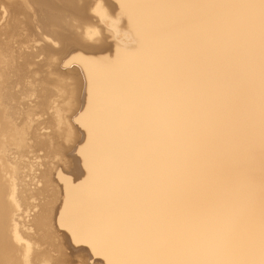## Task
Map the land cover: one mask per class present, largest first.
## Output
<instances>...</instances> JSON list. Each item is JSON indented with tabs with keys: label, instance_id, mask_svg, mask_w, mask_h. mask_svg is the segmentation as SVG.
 Returning a JSON list of instances; mask_svg holds the SVG:
<instances>
[{
	"label": "bare ground",
	"instance_id": "obj_1",
	"mask_svg": "<svg viewBox=\"0 0 264 264\" xmlns=\"http://www.w3.org/2000/svg\"><path fill=\"white\" fill-rule=\"evenodd\" d=\"M113 1L114 22L98 0H0V264L47 259L42 242L89 264H264V0ZM11 12L37 29L20 63L1 40ZM92 12L112 49L86 41ZM42 64L62 88L40 83L27 104L46 107L18 122L15 89ZM54 128L81 164L53 160L51 190L29 142Z\"/></svg>",
	"mask_w": 264,
	"mask_h": 264
},
{
	"label": "rangeland",
	"instance_id": "obj_2",
	"mask_svg": "<svg viewBox=\"0 0 264 264\" xmlns=\"http://www.w3.org/2000/svg\"><path fill=\"white\" fill-rule=\"evenodd\" d=\"M17 2V1H16ZM102 4V5H100V3ZM18 6V5H17ZM100 6V8L99 9H102V10H105L106 12L108 11L109 13L108 14H112L111 15V17H113V22L114 21H116L117 20V18H118V15L116 16V14H114V10H115V13H118L117 11H118V9H117V7H116V2H114L113 0H101V1H99L98 0V5H97V7H99ZM102 6H103V8H102ZM115 6V7H114ZM105 8V9H104ZM108 8V9H107ZM115 8V9H114ZM111 12V13H110ZM113 12V13H112ZM13 12H11V15L12 16H14V17H12L11 19L13 20V21H10L11 22V26L9 25L8 27H7V29H5L4 31H2V33L3 34H1V40L4 42V43H7V44H9V45H12V47H13V53H14V56L17 58L16 59V63H20V62H22V61H20V60H22V58H21V54H22V52H24L25 51V49L28 47V46H30L31 44H32V39H33V37L35 38V31L37 32V29L35 30V28L33 27L34 25L31 23L30 25V27H29V25H27L26 23H24L25 22V17H24V15H21V14H12ZM93 13L94 12H92L89 16H91L92 15V17H93ZM114 14V15H113ZM94 15H95V13H94ZM16 16H18V17H16ZM96 16V15H95ZM95 16L93 17L95 20H97L98 19V15L96 16V18H95ZM38 17V16H37ZM90 18V19H92V20H94L93 18ZM115 17V18H114ZM14 18V19H13ZM15 18H17V19H15ZM35 18H36V16L34 17V20H35ZM100 18V17H99ZM37 19V18H36ZM15 20H17V21H15ZM94 20V23H91V24H89V27H92V29H96L97 30V32H98V37L95 39L96 41H92V40H89V39H87L86 38V41L90 44V45H92V46H94V47H99L98 45H101V46H104V45H107V46H109V45H111V49L114 47V45H115V43H116V38H115V29H109V28H111V27H109L108 26V24H107V22H106V20H104V19H102V18H100V19H98L97 21H95ZM100 20V21H99ZM104 20V21H103ZM30 21L31 22H35V21H33L32 19H30ZM101 21H103V22H101ZM13 22H17V24H18V26H17V24H15V23H13ZM93 22V21H92ZM95 22H97V23H95ZM100 22V23H99ZM106 24H105V23ZM13 23V24H12ZM14 24H15V26H16V28L17 29H14L15 28V26H14ZM27 26H26V25ZM93 24V25H92ZM108 26V27H107ZM10 27H11V29H10ZM31 27H33V28H31ZM95 27H97V28H95ZM3 28H4V26H3ZM2 28V29H3ZM119 28V27H118ZM9 29V30H8ZM12 29H13V32H11L12 31ZM100 29V30H99ZM107 29V30H106ZM117 29V28H116ZM6 30L9 32H7L6 33ZM16 31V32H15ZM27 31H29V32H27ZM117 31V30H116ZM38 32H40L41 33V30L40 31H38ZM14 35V36H13ZM29 35V36H28ZM11 38V39H10ZM102 40H101V39ZM106 40H105V39ZM91 41V42H89V41ZM100 40V41H99ZM114 40V41H113ZM8 41V42H7ZM109 42V43H108ZM22 48H24V49H22ZM20 49V50H19ZM111 52H112V50H111ZM104 54L106 55V54H111L110 53V51L109 52H104ZM18 55V56H17ZM18 59H20V60H18ZM70 59V58H69ZM18 60V61H17ZM39 66L38 65H34V66H31L30 68H31V70H32V72H33V77L31 78V80L32 81H30L29 80V82L28 83H24V85H25V87H24V85H23V87H24V89L26 90V93H30V90H32L33 91V94L32 93H30V97H28L29 96V94H26L25 93V91H24V89L22 88V86L20 85V87H18L17 89H15V91L17 90H19L20 88V92H21V95H19V96H22V97H19L18 96V92H17V101H16V108H17V115H16V117H18V122L19 121H21L22 120V113L24 112V113H26V115L28 114H30V116H34V115H36V112L37 113H39L40 111H39V109H43V106H45L44 104H43V106L41 107V106H39V107H37V108H35V106L33 107V109L35 108L36 110H35V112H34V110H31L32 108H30L29 107V105L27 104V100H28V102H30V99L31 100H34V99H37L36 98V96L38 95V97H39V95H40V90H41V85H40V83L42 84V88L43 87H48V89L50 90L51 88L52 89H54V90H58L61 86H59L58 85V87L59 88H54V85L53 84H45L46 82H44V84H43V81L45 80V78L44 77H46V78H48V76H50L51 77V75H48L49 73H48V71L50 70L49 69V67H48V65H46V64H42L41 65V67L40 68H38ZM76 67H74V68H72V69H70V70H74ZM81 71V70H80ZM82 72V71H81ZM81 72H79V75H77V76H79V77H77V76H74V77H76V78H72L71 79V77L70 78H64L63 79V82H65V84L67 85L68 83H75V81H79L80 79H84V75H83V77L81 76L82 74H83V72L81 73ZM38 74V75H37ZM78 74V73H77ZM81 74V75H80ZM55 77V78H58V77H56L55 75H52V77ZM36 77V78H35ZM51 77V79L50 80H54L53 78ZM73 77V76H72ZM81 77V78H80ZM35 78V79H34ZM38 78H40V79H42L41 81H39V79ZM80 78V79H79ZM68 79V80H67ZM37 80V81H36ZM75 80V81H74ZM74 81V82H73ZM32 82V83H31ZM38 82H39V84H38ZM30 83V84H29ZM35 83V84H34ZM38 85H37V84ZM70 83V84H71ZM26 84H27V88H26ZM29 84V85H28ZM32 84V85H31ZM64 84V85H65ZM31 85V86H30ZM38 86V87H36V86ZM43 85H47V86H43ZM29 86H30V88H29ZM34 86H35V89H34ZM66 87V86H65ZM29 88V89H28ZM62 88V87H61ZM29 91H28V90ZM67 89H69V88H67ZM22 90H23V93H22ZM28 91V92H27ZM31 91V92H32ZM39 91V92H38ZM36 92H38V94L36 93ZM20 94V93H19ZM25 94V95H24ZM32 95H33V97H32ZM36 95V96H35ZM35 96V97H34ZM19 97V98H18ZM20 98H22V99H20ZM25 98H27L26 99V101L24 100ZM28 98H30V99H28ZM34 98V99H33ZM21 100H23V101H25V102H23V101H21ZM19 101V102H18ZM60 101H62V99L60 100ZM24 103H26V104H24ZM67 103H69V100H66V102L65 103H63L62 102V105H64V106H66V104ZM14 104H15V102H14ZM23 105H26L25 106V108H22V107H24ZM33 105V104H32ZM28 106V107H27ZM20 107V108H19ZM46 107V106H45ZM45 107H44V109H45ZM30 108V109H29ZM21 111H20V110ZM24 111H23V110ZM33 112V113H32ZM43 112V111H42ZM23 113V114H24ZM24 117V116H23ZM36 119H38L37 117H36ZM52 130H54V134L57 132L58 134L57 135H59L58 137V139H60L61 137H62V135H60V134H62L61 133V131H59L57 128H54V129H52ZM60 132V133H59ZM48 133H53L51 130H50V132L48 131ZM54 134H53V137H52V134H51V137H52V139H54V137L56 138V134H55V136H54ZM64 136V135H63ZM65 137H62V139H64ZM76 138V137H75ZM39 141H42L43 139H42V137L41 138H37ZM42 139V140H41ZM52 139H50L49 141L51 142V143H46V145H45V148L43 147V149H42V147L41 146H38L39 144H40V142L39 141H37L36 139H34V140H32V141H30L29 142V145H31V149H29L30 151H32V155H35L36 157H43V159L42 160H40L39 159V162H41V163H43V166L41 167V170H42V168L45 170V169H48L49 168V166H50V170H51V167L52 166H54L55 165V163H53L54 161L56 162L57 160H59V162L57 161L56 162V164L58 163L59 164V166H61V168L62 167H64L63 169H67L68 170V167L69 166H73L74 165V163L75 162H77V160H80V156L78 155V153H76L77 151H78V147L76 148V149H74V150H71L70 149V146L72 147L73 145H74V143H73V145H72V143H71V141L70 140H72V142H75V139L73 138V139H69V138H66V141L67 142H69V143H71V145L69 144H67V142L65 141V139L64 140H59L58 141V139H54V141L55 142H53L52 141ZM6 140V139H5ZM37 142H36V141ZM47 140V139H46ZM74 140V141H73ZM58 141V142H57ZM61 141H64V142H66V145L63 143V142H61ZM57 142V143H56ZM60 142L62 143V144H60ZM37 143H38V145H37ZM55 145H54V144ZM57 144H60V147H61V145H65L66 147H65V149L64 150H67V149H69V151L71 150L72 152H69L68 150L66 151L67 152V154H69L68 156H66V157H68L69 158V160H70V158L72 159V161L70 160H68V158H67V160H68V162H67V160H66V158L65 157H62L61 158V155L62 156H65L66 155V152H63L62 151V149L64 148H62V149H60L58 146L59 145H57ZM47 145L49 146L48 147V149L50 150V149H53L54 148V146L55 147H57V148H55V149H53V150H51L50 152H48L47 153V150L48 149H46L47 148ZM67 145H68V147H67ZM5 146L6 147H8V150H9V153H8V156L9 155H11V154H13L14 152H16L15 151V146H14V144H11L10 142H8V143H5ZM36 146H38V147H40V149L38 148V149H36L37 147ZM52 148H51V147ZM59 148V149H58ZM67 148V149H66ZM57 149V150H56ZM39 150H41V152L39 151ZM43 150H46V151H43ZM48 150V151H49ZM56 150V151H55ZM38 151V153H36ZM43 151V152H42ZM53 151H55V152H53ZM57 151L59 152V153H57ZM46 154H45V153ZM60 152H63V153H65V154H61ZM69 152V153H68ZM39 154H42V155H39ZM44 154V155H43ZM55 154V155H54ZM61 154V155H60ZM70 154H71V156L73 155V156H75L74 157V159L75 158H77V159H75V160H73V156L72 157H70ZM76 155H77V157H76ZM54 158H53V157ZM58 156V157H57ZM44 157H46V158H44ZM61 158V159H60ZM63 158L66 160H63ZM45 159V160H44ZM44 160V161H43ZM54 160V161H53ZM43 161V162H42ZM50 161H51V163H50ZM64 161V162H63ZM75 161V162H74ZM48 162V164H46V163ZM65 162H67V163H65ZM70 162V163H69ZM79 163H80V161H78ZM78 162H77V164H78ZM62 163H64L63 165H60V164H62ZM73 163V165H70V164H72ZM45 164V165H44ZM50 164V165H49ZM57 164V165H58ZM81 164V163H80ZM79 164V166L81 167V165ZM65 165V166H64ZM67 165H69V166H67ZM56 166V165H55ZM46 167V168H45ZM44 170H42V172H45V175H47L46 177L47 178H49V173L53 176L54 175V172H55V170H54V168L52 167V170H54V171H50V170H48V171H44ZM47 173V174H46ZM54 176H56V175H54ZM54 176L53 177H51L52 178V180H55V182L53 181H51L50 183H48V184H52L51 186H50V188L52 187V186H54V187H52V188H60L61 186H62V183L59 181V180H57L58 178H54ZM57 177V176H56ZM47 178H46V180H47ZM56 182H58V184L56 183ZM60 183V184H59ZM47 183H45L44 185H45V187L44 186H41L40 188L42 189L41 191H39L38 193V195L37 196H39V197H34V198H32V199H29V195H31V193L29 194V192L27 193L28 195H26L25 193H23V197H25V198H23V200H25L26 199V201H24V203H25V205H29V204H32V203H36V202H39V203H43L44 201H45V197L47 196V194L48 193H46V192H44V190H50V189H48L49 187L46 185ZM59 185V187H57ZM61 185V186H60ZM46 186H47V189H45L46 188ZM44 188V189H43ZM52 188H51V190H52ZM43 191V192H42ZM38 198V199H37ZM41 198V199H40ZM27 199H28V201H27ZM36 199L38 200V201H36ZM41 200V201H40ZM29 201H31V202H29ZM27 202H28V204H27ZM35 230H32L31 231V234L33 235L34 234V236H36L35 234V232H34ZM33 232V233H32ZM37 234H38V232H37ZM38 236V235H37ZM33 238V243L35 244L38 240H35L36 239V237H32ZM64 241H66V239H63ZM31 242H32V240H31ZM38 242H37V244H35L34 246L36 247V245H37V247H38ZM43 244V242L41 243V245L40 246H42V248H40V246L38 247V249L40 250H38V251H35V252H42V255H43V253H44V255L45 256H47L48 255V258H50V256L51 257H53L57 252H59V251H61L62 250V252H63V249H66L67 247H68V243H67V246L65 247V245H64V247L65 248H63V247H61V246H59L58 248L57 247H53L52 248V246H47V244H44V245H42ZM55 244V243H54ZM66 244V243H65ZM49 245V244H48ZM51 245V244H50ZM55 246V245H54ZM35 247H34V250H35ZM36 247V248H37ZM48 247H49V249H48ZM45 248H47L49 251H47V249H45ZM50 249H52V250H50ZM57 250V251H54V250ZM43 250H44V252H43ZM59 250V251H58ZM45 251H46V253L48 252V254L46 255L45 254ZM69 253V254H68ZM41 254V253H40ZM66 254H68V255H66V257L67 256H69V258L71 259V260H76V261H80V260H82L85 256H87V252H85V253H83V251H79V250H75V252L74 251H67V253ZM41 255V256H42ZM91 264H102L101 263V261H98V262H95V263H91Z\"/></svg>",
	"mask_w": 264,
	"mask_h": 264
},
{
	"label": "snow or ice",
	"instance_id": "obj_3",
	"mask_svg": "<svg viewBox=\"0 0 264 264\" xmlns=\"http://www.w3.org/2000/svg\"><path fill=\"white\" fill-rule=\"evenodd\" d=\"M96 33H93L90 30V38H94ZM91 260V254L88 256H85L82 260L76 261V260H70L66 258V254L63 252H57L52 258L47 259H32L29 260V258L26 256L25 261L26 264H89V261Z\"/></svg>",
	"mask_w": 264,
	"mask_h": 264
}]
</instances>
